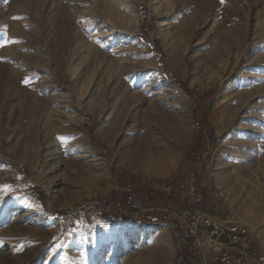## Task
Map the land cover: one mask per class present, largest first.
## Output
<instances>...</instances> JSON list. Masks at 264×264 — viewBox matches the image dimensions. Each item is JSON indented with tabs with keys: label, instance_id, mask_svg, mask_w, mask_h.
Instances as JSON below:
<instances>
[{
	"label": "rangeland",
	"instance_id": "1",
	"mask_svg": "<svg viewBox=\"0 0 264 264\" xmlns=\"http://www.w3.org/2000/svg\"><path fill=\"white\" fill-rule=\"evenodd\" d=\"M263 60L264 0H0V264H177L161 223L59 237L55 213L127 197L119 173L134 200L182 207L192 185L264 230V202L247 211L264 201Z\"/></svg>",
	"mask_w": 264,
	"mask_h": 264
},
{
	"label": "built area",
	"instance_id": "2",
	"mask_svg": "<svg viewBox=\"0 0 264 264\" xmlns=\"http://www.w3.org/2000/svg\"><path fill=\"white\" fill-rule=\"evenodd\" d=\"M155 190H163L166 196L173 198L180 192L160 186ZM185 193L182 207L173 203L156 204L148 198L134 200L132 196L121 202L106 194L86 197L69 211L55 213L56 219L62 222L59 237L68 238L78 216L143 226L161 223L179 234L177 264H264L262 228L251 229L231 215L208 213L210 197H202L192 185Z\"/></svg>",
	"mask_w": 264,
	"mask_h": 264
},
{
	"label": "trees",
	"instance_id": "3",
	"mask_svg": "<svg viewBox=\"0 0 264 264\" xmlns=\"http://www.w3.org/2000/svg\"><path fill=\"white\" fill-rule=\"evenodd\" d=\"M157 42L158 41H155L156 44H157ZM179 86L182 88L183 91L188 92V89L186 88L185 85L179 83ZM204 97H209L212 100L214 98V92L213 91L206 92L204 94ZM207 116H208V107L205 108V109H203L202 110V115L199 116V117H201V120H202V122L204 124H207ZM84 127L87 129V131L90 134V136L95 137V135H94L95 132L92 131V129H90L89 126H87V127L84 126ZM208 135H209L210 138H213V131L209 130ZM202 140H203V138H202L201 135L199 137H197L196 140L194 141L193 145L191 146V150L198 151L200 149V145L202 144ZM123 175H124V173H119V177H118V185H119L120 188H122V192H123L122 195H123V197H125V196H134V197H137L139 195V193H137L138 191H133L126 184V182L123 179L124 178ZM30 188H31L30 189V193L33 192V194L36 195V198L40 201V203H43L44 200H45V197L42 194V192L39 190V188H37L35 186H30ZM113 196H114V198H118V194L117 193L114 194ZM203 196L206 197V193H203ZM214 205H215L214 199H210L209 204H208V207L209 206L212 207ZM211 207H210V210H213L214 207L213 208H211ZM171 236H172L173 242L178 247L179 246L178 243L180 242V237H179V234H178L177 230L172 229L171 230ZM75 237L76 236H73V235L70 236V238L72 240H75ZM179 251H180V247H179Z\"/></svg>",
	"mask_w": 264,
	"mask_h": 264
},
{
	"label": "crops",
	"instance_id": "4",
	"mask_svg": "<svg viewBox=\"0 0 264 264\" xmlns=\"http://www.w3.org/2000/svg\"><path fill=\"white\" fill-rule=\"evenodd\" d=\"M119 222H110L104 219H98L94 216L90 217L89 222L86 217L78 216L75 218L73 227L71 229V235L76 236L75 240H79L83 238V235L90 232H97L100 227H113ZM89 227V228H88ZM89 237V235H88Z\"/></svg>",
	"mask_w": 264,
	"mask_h": 264
},
{
	"label": "bare ground",
	"instance_id": "5",
	"mask_svg": "<svg viewBox=\"0 0 264 264\" xmlns=\"http://www.w3.org/2000/svg\"><path fill=\"white\" fill-rule=\"evenodd\" d=\"M264 61V60H263ZM263 82V81H262ZM264 83V82H263ZM203 87V86H202ZM262 87V86H261ZM263 88V87H262ZM262 91V90H261ZM261 91L259 92V93H261ZM263 93H264V90H263ZM261 95H262V93H261ZM243 109V108H242ZM106 134H104V136H105ZM220 187V186H219ZM221 188V187H220ZM220 190V189H219ZM222 194V193H221ZM256 198V197H255ZM263 198H264V196H263ZM262 199V198H261ZM254 200V199H253ZM263 200H260V199H258V200H254V201H252L249 205H248V207H247V211L248 212H256V213H260V209L262 208L261 206L263 205ZM261 214V213H260ZM249 226V225H248Z\"/></svg>",
	"mask_w": 264,
	"mask_h": 264
},
{
	"label": "snow or ice",
	"instance_id": "6",
	"mask_svg": "<svg viewBox=\"0 0 264 264\" xmlns=\"http://www.w3.org/2000/svg\"><path fill=\"white\" fill-rule=\"evenodd\" d=\"M220 2L223 4L224 3V0H220ZM13 42H15V41H13ZM25 83H27V81H25Z\"/></svg>",
	"mask_w": 264,
	"mask_h": 264
}]
</instances>
